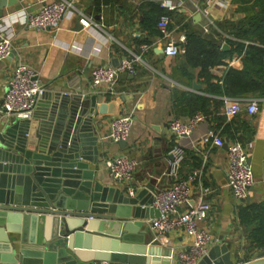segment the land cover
<instances>
[{"label":"crops","instance_id":"crops-1","mask_svg":"<svg viewBox=\"0 0 264 264\" xmlns=\"http://www.w3.org/2000/svg\"><path fill=\"white\" fill-rule=\"evenodd\" d=\"M51 1L63 0H13L10 6L2 9L0 26L11 29L12 51L0 62V103L18 64L35 72L45 91L85 97L77 103L81 107L89 104L91 96H96V106L103 107L92 115L100 143L99 157L97 165H90L89 169L95 170L94 178L102 186L119 189L125 196L119 183L109 176L105 166L107 160L118 156L138 160L140 167L134 175V183L140 188L139 192L146 184L156 187L171 183L165 176L170 160L168 151L173 143L182 146L186 151L180 168L183 174L204 163L200 178L193 186L192 201L207 189L204 199L210 203L211 211L200 226L215 238V245L225 243L228 246L233 264L257 261L264 248H249L246 228L238 220V211L242 205L264 202V89L262 94L239 92L240 96L236 98L212 92L213 88L208 84L223 87L229 68L242 69V55L232 54L225 57L222 64L209 68L212 75L209 83L201 77L198 67L185 65L188 77L183 76L180 69L184 64L182 45L187 31L212 39L220 44L222 52H228L230 47L225 39L230 36L218 27V23L242 19L241 8L249 4L240 5L239 0H168L180 8V12L172 11L168 16L167 38L157 28L160 17L155 24L158 34L149 24L151 9L153 5H159L160 0H64L71 2L73 8L64 13L57 30L34 31L21 23L28 14L36 13L44 2ZM84 16L91 21L90 25L80 22ZM78 23L82 29H77ZM206 28L208 30L204 31ZM171 41L180 48L178 56L168 57L156 52L159 49L163 52L164 45ZM141 45L147 46L146 51L141 50ZM223 45H227L225 51ZM133 56L139 57L133 73L119 74L112 85L91 87L92 67L117 66ZM194 84L199 88H194ZM190 96L210 99L212 114L198 124L190 137L175 138L167 128L168 122L190 117L184 112ZM229 100H254L258 110L249 115L243 109L233 117H227L225 109ZM219 101L224 104L215 108L213 102ZM116 116L131 119L129 136L123 147L105 139L109 124ZM221 117L224 120L218 119ZM0 121L11 124L17 120H6L0 114ZM217 125H220L219 129H216ZM210 130L219 132L224 146L215 148L198 142ZM232 132L237 133L234 139ZM236 138H240L239 142L246 149L254 175V184L243 203L233 199L225 180L226 145ZM149 196L148 192L143 198ZM143 228L147 233L146 243H155L159 251L161 248L169 250L170 257L175 260L190 244L189 238L182 234H169L154 241L153 234L144 225ZM159 255L160 252L155 258L160 260L157 264H162L165 257Z\"/></svg>","mask_w":264,"mask_h":264},{"label":"water","instance_id":"water-1","mask_svg":"<svg viewBox=\"0 0 264 264\" xmlns=\"http://www.w3.org/2000/svg\"><path fill=\"white\" fill-rule=\"evenodd\" d=\"M12 2L0 0V17ZM81 100L47 90L30 119L0 121V264H157L159 252L162 264H178L169 250L146 243L141 221L160 215L142 208L154 186L129 198L95 180L89 168L98 163L100 143L92 115L103 107L96 96L85 107L77 105ZM198 264L233 262L222 243ZM250 264H264V249Z\"/></svg>","mask_w":264,"mask_h":264},{"label":"built area","instance_id":"built-area-1","mask_svg":"<svg viewBox=\"0 0 264 264\" xmlns=\"http://www.w3.org/2000/svg\"><path fill=\"white\" fill-rule=\"evenodd\" d=\"M159 5L168 11L180 12V8L172 5L168 0H160ZM73 8L71 2L51 1L44 2L34 14H28L22 20V24L27 28L40 30H57L64 13ZM82 24L88 26L91 21L80 18ZM170 18L166 15L160 17L157 28L164 38L169 35ZM208 29H204L207 31ZM0 62L7 58L11 51V29L8 26H0ZM142 51H146L147 46H140ZM163 53L168 57H176L180 54V48L176 42H167L163 47ZM139 57L133 56L122 60L117 66H97L90 70L91 87L98 88L102 85L114 84L119 74L123 72L133 73ZM45 91V86L37 78L36 73L23 64L15 67L14 73L8 83V87L0 103V114L6 120L30 119L36 106L37 99ZM245 110L247 114H256L258 110L257 102L254 100H229L226 104L225 115L233 117L240 110ZM205 116L197 112L187 120H170L167 128L175 138L190 137L198 124L205 121ZM6 123V121H3ZM131 119L129 116H116L111 120L105 139L114 144L126 141L130 132ZM203 145L221 148L224 141L219 132L210 130L199 140ZM170 160L167 162V176L171 183L165 186L154 187L151 203L142 208H153L159 211V217L146 219L144 226L153 234L154 241L169 234H182L190 240L186 250L177 255L178 264H198L207 255L209 249L216 244L212 235L200 226L209 215L211 205L204 199L208 193L207 189L202 190L198 198L192 201L193 186L199 180L201 168L192 169L189 173L183 174L180 170L184 161L185 149L173 143L168 151ZM227 168L225 171L226 186L233 199L243 203L248 192L254 184V175L248 164V154L242 143L235 140L226 145ZM109 176L117 181L129 198H134L138 192V187L134 183V175L140 167V162L126 156H118L105 162ZM144 186H141V189ZM235 264H244L237 262Z\"/></svg>","mask_w":264,"mask_h":264},{"label":"trees","instance_id":"trees-1","mask_svg":"<svg viewBox=\"0 0 264 264\" xmlns=\"http://www.w3.org/2000/svg\"><path fill=\"white\" fill-rule=\"evenodd\" d=\"M240 5L249 4L241 10L244 13L242 19L237 22L218 23V27L227 33L230 38L225 39L230 50L222 52L220 44L213 42L208 37L201 36L197 32L187 31L183 48V62L181 73L187 76L186 66L200 68V75L209 83L212 75L209 68L223 63L225 57L232 54L242 55V69L229 68L224 86H212V92L217 95L225 94L236 98L239 92L258 91L262 94L264 89V0H239ZM172 11L153 5L150 12V29L155 28L156 21L163 15L171 16ZM158 34V32H157ZM214 86V87H213ZM183 96V95H182ZM215 108L222 106L224 102H213ZM211 100L201 96H190L186 101L187 115L192 116L199 112L206 118L212 114ZM224 117V116H223ZM218 118L224 120V118ZM217 125L216 129H219ZM237 133L232 132L233 139ZM240 141V138H236ZM238 220L246 228L249 248H264V202L242 205L238 211Z\"/></svg>","mask_w":264,"mask_h":264}]
</instances>
